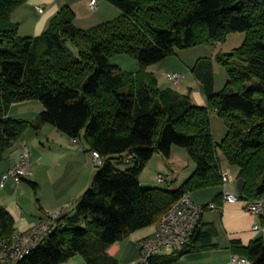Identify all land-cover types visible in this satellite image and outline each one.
<instances>
[{
  "label": "trees",
  "instance_id": "trees-1",
  "mask_svg": "<svg viewBox=\"0 0 264 264\" xmlns=\"http://www.w3.org/2000/svg\"><path fill=\"white\" fill-rule=\"evenodd\" d=\"M27 1L0 0V161L28 128L49 123L74 139L85 131L87 150L106 163L76 212L62 214L21 264H62L76 255L84 264H119L109 253L113 244L158 223L185 193L223 185L222 156L239 169L242 198L264 194V0H106L121 14L88 29L79 28L76 13L63 5L43 33L22 36L12 13ZM234 32L246 38L218 56L229 76L222 90L215 87L212 59L199 58L191 68L207 106L195 104L190 93L161 88L148 71L177 49L220 43ZM123 53L137 59L136 72L112 62ZM30 100L44 105L36 120L9 115L14 104ZM213 111L227 126L220 142ZM176 145L196 164L191 176L175 189L142 185L154 154L170 158ZM125 155L132 166L114 167L111 159ZM202 216L188 244L156 255L153 264L216 248L215 231ZM0 237H15V220L1 203ZM230 250L264 264V236L247 245L232 240Z\"/></svg>",
  "mask_w": 264,
  "mask_h": 264
},
{
  "label": "crops",
  "instance_id": "crops-1",
  "mask_svg": "<svg viewBox=\"0 0 264 264\" xmlns=\"http://www.w3.org/2000/svg\"><path fill=\"white\" fill-rule=\"evenodd\" d=\"M63 5H69L73 9V11L76 13L75 24L79 28H83V29L90 28L91 24L94 26L101 22L112 20L121 14V10L119 8L110 4L106 0H99L97 4V8L95 10L91 9L90 0H28L27 2L23 3L13 11L12 20L14 22L19 23L20 34L22 36H37L43 33L47 29L51 18L57 14V12L61 9ZM39 7H41L43 11H40ZM93 11H96L98 13L93 15L91 13ZM107 14L109 16H105V17H113V18H107L108 20H98L99 17L101 19V17H104V15ZM153 68L154 65L148 66V71L153 72L156 75L161 88H173L183 94L190 93L193 102L195 104L200 106L208 105L207 96L204 92L203 86L193 73H192L193 77H191L192 75L190 76V74L187 73L188 70L182 72L184 74V78L179 84H175L172 81H169L168 79L162 77L160 78L158 76V72L155 71ZM191 68L192 66L189 67V71H191ZM178 71L180 70L177 69V72ZM17 104H14L11 107L9 113L10 116H12L13 108ZM41 129H37L36 132L34 131L33 133L34 136L31 137L33 139L29 137L23 139L22 136L18 141H16L12 145L11 147L12 151L9 149V151L5 152L4 159L0 162V177L2 174L8 171L15 163H17L20 160V157L26 147L29 148L31 153L30 165L34 164L36 165L37 168L42 166V161L44 159L43 157H45V155L48 154H46L47 151L46 146L40 147L37 145L36 137L38 136L35 135L39 134ZM55 134H58L57 131H55ZM63 134L66 135L67 138H70L74 141L77 140L69 137L65 133ZM47 135L48 136L46 137L49 141L50 136L49 134ZM30 144H32V146ZM61 147L64 148V145H61ZM51 148L52 147H49L48 149ZM87 148L88 145L87 146L84 145V149H83L84 151H81V149H75L74 147H71L68 150V152L69 151L70 152L72 151V153L75 152V154H78V158L85 159L86 153L84 152L88 151ZM90 152L91 154L94 155L92 151ZM178 154H179V150L175 149V146H173L172 154L171 157L169 158V162L175 165L177 163L176 161ZM128 159H130V157ZM187 163H188L187 166L190 167L192 171H195L193 170L195 165H193L188 160ZM190 164H192V166ZM223 167L224 168L229 167L232 170V181L228 185V188L234 192L238 191L237 194L240 193L239 195H241L243 188V180L238 176L239 169L237 167L230 166L225 160L223 161ZM31 171H32L31 175L35 177L34 176L36 175L35 169L32 168ZM143 174L144 173H142L140 178L142 183H144L142 177ZM160 175L164 177L165 179L164 183L168 182V179L164 176V174L159 173V175L154 179L157 183H159L158 177ZM236 177L238 178V180L242 181V184L240 186H237L235 184ZM27 178L24 179L19 184H15L10 181L4 187H0V203L7 209V211L13 216L15 220V236L25 233L35 223H37L41 219L48 218L53 213L62 211L63 214H68L66 209L59 210L60 204L58 202H54L53 204H50L48 206L42 205L43 208L41 211L39 210L32 212L25 211L23 207L20 205L18 197L26 192L25 189L26 185H24L23 182L27 181ZM70 180L71 177L69 178V181ZM79 182H80V178L78 179L73 177L68 187L72 189L74 188V184H77L80 189L81 184L79 185ZM153 186H160V185L157 184ZM223 188H224L223 185H221V186L201 189L190 193L194 202L199 205H207L212 201L217 202L220 205V207L216 209H207L202 216L203 222L208 223V225L210 227H213L215 231V236L213 240L214 243L217 245V247L210 250L186 254L175 264H239L232 260L234 254H232L230 250L231 241L239 240L243 244L247 245L252 240L264 236L261 232L255 231L253 229L254 224L260 222L261 218L259 216L253 215L252 213L248 212L244 207L243 200L225 203L223 201V195L222 197L220 196V194H223ZM81 198L77 202V207L81 201ZM77 207H75L74 212H76ZM158 230H159V223L139 229L133 232L123 242H117L113 244L109 249V253L118 259L119 264H128V262L131 259H134L139 256L140 241L144 238L154 236ZM181 248L183 247L180 248L178 247L176 249H173V252ZM173 252H170L169 254ZM79 256L80 255H76L68 262H64L62 264H84L85 259Z\"/></svg>",
  "mask_w": 264,
  "mask_h": 264
},
{
  "label": "rangeland",
  "instance_id": "rangeland-1",
  "mask_svg": "<svg viewBox=\"0 0 264 264\" xmlns=\"http://www.w3.org/2000/svg\"><path fill=\"white\" fill-rule=\"evenodd\" d=\"M96 11L91 13L95 15L98 13ZM105 16L109 15H104L101 19L99 17L98 20H108L107 18H113ZM90 26L93 27L92 24ZM245 38V32H234L228 35L225 41L220 43L199 44L187 49H177L175 54L153 64V69L158 72L160 78L162 77L165 79H167V73L177 72V69L180 70L178 71L180 73L188 70L187 73L191 76L192 72L189 71V67H193L199 58L207 57L213 61L216 90H222L226 86L229 76L225 66L218 60V56L232 52L235 48L240 47ZM73 49L78 52L76 48L73 47ZM112 62L119 65L123 71L126 72H135L139 68L137 59L129 54H117L112 57ZM191 77H193V75ZM43 109L44 105L40 100L21 102L13 108L12 117L33 121L37 119ZM211 117L214 138L217 142H220L227 133V126L224 119L216 111L211 113ZM36 130L37 129L33 127L28 128L22 135L23 139L34 136L33 133L34 131L36 132ZM41 131L39 132L40 135H35L38 136L36 137L37 145L40 147L46 146V154L48 155L43 157L44 159L41 167L37 168L34 164L30 165V170L34 168L36 175H34L35 177L29 175L27 181L23 182V184L26 185V192L19 196L18 200L20 205L27 212L41 211L43 208L42 205L48 206L54 202H58L60 204L59 210L66 209L70 214L74 212L75 207H77V202L83 194L92 186L96 173L105 165L106 159H102V161H104L103 164H98L95 156L91 154L90 151L84 152L86 153L85 159L78 158V154H75V152H68L71 147L84 151V145H88L84 136L85 131L76 141L67 138V136L60 132L53 124H45ZM55 131H57L58 134H55ZM47 134L50 136L49 141L46 137L48 136ZM30 145L32 146V144ZM61 145H64V148L61 147ZM49 147L52 148L48 149ZM175 149L179 150L176 161L177 163L175 165L170 163L169 158H166L162 153L156 152L154 154L153 159L146 167L147 169L143 172L144 174L142 177L144 183H142V185L148 187L159 184L163 187L175 189L191 176L194 171L187 166V160L195 165L193 169L195 170L196 164H194V160L191 158L186 148L176 145ZM128 158L129 155H125L122 160L118 157H114L111 159V163L114 167L125 170L133 164ZM222 159L223 161L225 160L223 156ZM192 164L190 165L192 166ZM159 173H163L168 179V182L157 183L154 179ZM72 176L74 178H80V189L77 184H74V188L72 189L68 187L73 178ZM70 177L71 180L69 181ZM29 181L37 182L38 186L35 188ZM235 184L240 186L242 181L238 180L236 177ZM235 192L237 193L238 191ZM169 251L173 252V249H163L160 251V254L167 255L170 253ZM79 257L82 256L80 255Z\"/></svg>",
  "mask_w": 264,
  "mask_h": 264
},
{
  "label": "built area",
  "instance_id": "built-area-1",
  "mask_svg": "<svg viewBox=\"0 0 264 264\" xmlns=\"http://www.w3.org/2000/svg\"><path fill=\"white\" fill-rule=\"evenodd\" d=\"M99 0H90V7L96 9ZM40 11H43L41 7ZM167 79L179 84L184 78L183 73L169 72ZM98 164H101V156L93 152ZM31 153L28 147L24 149L20 160L0 177V187L8 182L21 183L32 174L30 170ZM223 177V201L235 202L244 201L245 209L253 215L261 218L260 222L254 224L253 229L264 235V194L256 200H246L239 194L228 188L232 181L231 168L222 169ZM159 182H164L162 175L158 177ZM220 205L217 202H210L207 205H199L194 202L190 193H185L171 209L159 220V230L152 237L140 241V254L131 259L128 264H153L154 257L160 254L163 249H176L184 247L191 240V236L198 220L207 209H216ZM63 214L62 211L51 214L48 218L41 219L30 229L21 235H16L12 241L0 237V264H21L33 248L38 246L51 232L56 220ZM234 262L239 264H252L245 257L234 255Z\"/></svg>",
  "mask_w": 264,
  "mask_h": 264
}]
</instances>
